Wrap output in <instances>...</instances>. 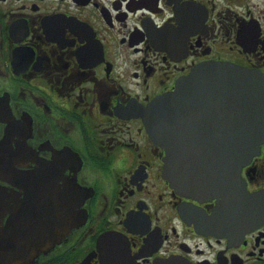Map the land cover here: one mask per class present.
Wrapping results in <instances>:
<instances>
[{
  "label": "flooded vegetation",
  "instance_id": "af4514ba",
  "mask_svg": "<svg viewBox=\"0 0 264 264\" xmlns=\"http://www.w3.org/2000/svg\"><path fill=\"white\" fill-rule=\"evenodd\" d=\"M211 61L264 73V0H0V264H264V141L199 200L141 114Z\"/></svg>",
  "mask_w": 264,
  "mask_h": 264
},
{
  "label": "water",
  "instance_id": "95a60500",
  "mask_svg": "<svg viewBox=\"0 0 264 264\" xmlns=\"http://www.w3.org/2000/svg\"><path fill=\"white\" fill-rule=\"evenodd\" d=\"M153 141L165 148L164 176L176 192L199 200L222 196L241 183L240 167L264 141V74L233 64H197L173 90L141 113ZM225 122L212 133L207 123ZM158 264H189L168 258Z\"/></svg>",
  "mask_w": 264,
  "mask_h": 264
}]
</instances>
